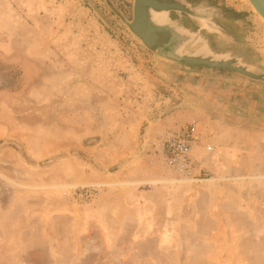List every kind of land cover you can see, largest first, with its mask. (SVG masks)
<instances>
[{
  "label": "rangeland",
  "instance_id": "374dc122",
  "mask_svg": "<svg viewBox=\"0 0 264 264\" xmlns=\"http://www.w3.org/2000/svg\"><path fill=\"white\" fill-rule=\"evenodd\" d=\"M183 1L214 11L222 32L201 31L214 50L264 73V19L248 0ZM132 7L133 0H0V264H215L204 231L167 228L164 210L182 188L165 181L180 177L162 173L154 159H163L162 146L135 151L131 171L141 182L120 189L127 205L136 192L141 202H158L157 213L144 207L140 217L126 215L120 230L86 231L87 205L112 190L101 176L124 161L94 162L89 143L97 150L118 135L125 142L124 131L142 112L169 113L184 85L199 79L190 69L228 72L264 86L234 71L159 56L123 22ZM250 185L264 190L262 181ZM82 188L88 196L78 194ZM239 190L247 183L239 182ZM114 197L106 194L109 202ZM217 234L224 244L229 233ZM250 235H242L234 264H264L254 254L264 241Z\"/></svg>",
  "mask_w": 264,
  "mask_h": 264
},
{
  "label": "crops",
  "instance_id": "0c3cea01",
  "mask_svg": "<svg viewBox=\"0 0 264 264\" xmlns=\"http://www.w3.org/2000/svg\"><path fill=\"white\" fill-rule=\"evenodd\" d=\"M190 70L191 74L199 73V79L184 85V94L169 113L151 116L142 112L134 127L124 131L128 136L125 142L118 135L116 140L103 143L97 150L94 141L86 146L88 157L100 165L112 166L124 159L114 173L101 176L104 183L110 179L108 184L112 190L98 194L87 205L86 231L120 230L126 215L140 217L143 208L148 206L153 207L154 216L158 202L144 198L141 202L142 196L138 197L136 192L127 205V199L121 195L124 184L141 182L131 171L137 168V163H132L130 158L136 156L137 150L159 149L166 128L173 130L194 123L198 136L190 155L196 163L193 173L200 176L192 180L165 179L172 184L181 183L182 188L181 194L168 200L173 205L180 201L182 204L181 207L170 204L164 210L168 216L166 225L170 230H178L181 225L183 230L204 231L200 236L212 247L208 254L215 257V264H234L239 262L238 249L245 231L251 234L250 238L264 241V190H254L250 185L257 181L264 183V86L228 72ZM206 145L212 149L207 150ZM154 159L159 162L162 173L174 177L162 157ZM87 178L95 179L91 172ZM158 180L163 179L155 181ZM239 182L247 183V190H239ZM108 192L116 196L114 202L106 198ZM219 231L229 233L224 244L219 241ZM254 254L257 258L264 257V248L258 247ZM259 261L264 262V258Z\"/></svg>",
  "mask_w": 264,
  "mask_h": 264
},
{
  "label": "water",
  "instance_id": "95a60500",
  "mask_svg": "<svg viewBox=\"0 0 264 264\" xmlns=\"http://www.w3.org/2000/svg\"><path fill=\"white\" fill-rule=\"evenodd\" d=\"M248 1L264 19V0ZM170 11H175L176 16L171 17ZM154 13H162L164 19L156 21ZM214 14L211 9L193 8L183 0H133L132 17L123 22L147 48L161 57L192 66L234 71L264 82V73L252 72L237 56L214 50L209 38L202 35L203 29L222 32L212 20ZM184 16L197 20L193 21L195 27L185 24L181 20Z\"/></svg>",
  "mask_w": 264,
  "mask_h": 264
},
{
  "label": "built area",
  "instance_id": "2783aa9c",
  "mask_svg": "<svg viewBox=\"0 0 264 264\" xmlns=\"http://www.w3.org/2000/svg\"><path fill=\"white\" fill-rule=\"evenodd\" d=\"M198 128L194 123L180 126L177 129H169L163 133L162 148L163 161L172 173H175L180 179L196 178L194 169V160L190 155V149L194 140L197 139ZM207 150H211V145H206ZM90 190L82 188L78 192L80 196H88Z\"/></svg>",
  "mask_w": 264,
  "mask_h": 264
},
{
  "label": "flooded vegetation",
  "instance_id": "af4514ba",
  "mask_svg": "<svg viewBox=\"0 0 264 264\" xmlns=\"http://www.w3.org/2000/svg\"><path fill=\"white\" fill-rule=\"evenodd\" d=\"M162 15V13L160 14H157V13H154L153 16L157 17ZM159 19V18H158ZM185 24L189 25L190 27H194V22L192 20H188V17L184 16V19H181Z\"/></svg>",
  "mask_w": 264,
  "mask_h": 264
},
{
  "label": "bare ground",
  "instance_id": "6f19581e",
  "mask_svg": "<svg viewBox=\"0 0 264 264\" xmlns=\"http://www.w3.org/2000/svg\"><path fill=\"white\" fill-rule=\"evenodd\" d=\"M158 18H159V19H158ZM158 18L154 16V19H155L156 21H160V22H161V21H162V19H164V17L162 18V16H161V15H160V16H158Z\"/></svg>",
  "mask_w": 264,
  "mask_h": 264
}]
</instances>
